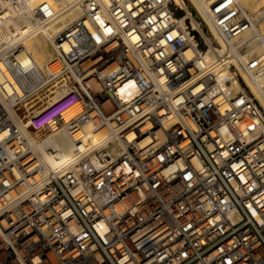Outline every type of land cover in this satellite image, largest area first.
Segmentation results:
<instances>
[{
    "label": "built area",
    "instance_id": "2783aa9c",
    "mask_svg": "<svg viewBox=\"0 0 264 264\" xmlns=\"http://www.w3.org/2000/svg\"><path fill=\"white\" fill-rule=\"evenodd\" d=\"M188 7L0 0V264H264V109L246 82L264 63L238 0ZM59 19L54 73L28 86L26 44ZM59 130L76 153L53 172L36 144Z\"/></svg>",
    "mask_w": 264,
    "mask_h": 264
},
{
    "label": "bare ground",
    "instance_id": "6f19581e",
    "mask_svg": "<svg viewBox=\"0 0 264 264\" xmlns=\"http://www.w3.org/2000/svg\"><path fill=\"white\" fill-rule=\"evenodd\" d=\"M57 2L61 0H37ZM175 3L181 4L185 9L189 10L186 0H174ZM189 1V0H187ZM194 12L207 18V10L213 3V0H190ZM189 1V2H190ZM239 5L246 11L250 21V30L245 34L244 41L249 48L256 50L264 63V32H262V23L264 22V0H260L256 6L253 0H238ZM248 7H254L251 12ZM62 26V21L59 19L51 24L44 35H40L30 40L26 44V48L21 57L23 65H33L34 72L26 78V85L34 86L42 79L52 76L55 70L53 64V54L50 49L49 37L53 36ZM213 57L211 52H208L207 58L211 60ZM246 82L260 100L264 108V66L258 75V84L246 79ZM76 153V146L71 136L65 130L54 132L36 144L37 161L44 165L46 170L57 172L71 164V160Z\"/></svg>",
    "mask_w": 264,
    "mask_h": 264
},
{
    "label": "rangeland",
    "instance_id": "374dc122",
    "mask_svg": "<svg viewBox=\"0 0 264 264\" xmlns=\"http://www.w3.org/2000/svg\"><path fill=\"white\" fill-rule=\"evenodd\" d=\"M187 1V0H186ZM190 1V0H189ZM187 2L188 4L190 3V4H192L193 6H194V4L190 1V2ZM254 1V4H255V6H256V4L260 1V0H253ZM195 7V6H194ZM253 8L254 7H248L247 8V10L249 11V12H251L252 10H253ZM262 32H264V22L262 23ZM51 49V48H50ZM264 109V108H263Z\"/></svg>",
    "mask_w": 264,
    "mask_h": 264
}]
</instances>
